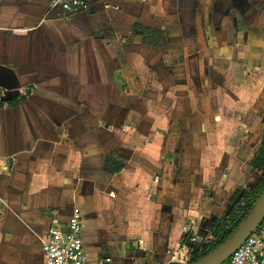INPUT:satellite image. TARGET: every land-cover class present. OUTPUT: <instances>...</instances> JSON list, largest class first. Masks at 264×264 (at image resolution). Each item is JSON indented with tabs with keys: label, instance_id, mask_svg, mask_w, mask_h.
<instances>
[{
	"label": "crops",
	"instance_id": "1",
	"mask_svg": "<svg viewBox=\"0 0 264 264\" xmlns=\"http://www.w3.org/2000/svg\"><path fill=\"white\" fill-rule=\"evenodd\" d=\"M227 1L0 0V66L22 85L0 87V264H45L76 209L93 264L211 240L264 143V13Z\"/></svg>",
	"mask_w": 264,
	"mask_h": 264
},
{
	"label": "built area",
	"instance_id": "2",
	"mask_svg": "<svg viewBox=\"0 0 264 264\" xmlns=\"http://www.w3.org/2000/svg\"><path fill=\"white\" fill-rule=\"evenodd\" d=\"M53 5L60 7L66 16L77 14L87 7L86 0H53ZM82 222L83 216L78 209L74 210L65 226L58 218L51 220L49 236L45 243V264H93L89 260L82 238ZM192 242L199 243L196 237L192 238ZM174 256L176 257L175 254ZM95 264H112V259ZM227 264H264V221L259 230L238 248Z\"/></svg>",
	"mask_w": 264,
	"mask_h": 264
},
{
	"label": "trees",
	"instance_id": "3",
	"mask_svg": "<svg viewBox=\"0 0 264 264\" xmlns=\"http://www.w3.org/2000/svg\"><path fill=\"white\" fill-rule=\"evenodd\" d=\"M140 31L146 38V44L161 45V41L154 43L150 38L154 35L160 39L161 33L155 34L150 29L145 28L140 29ZM253 168L260 173L258 182L252 189L238 191L231 199L232 211L223 218L213 220L211 240L204 243L200 249H190L182 245L178 254L180 263L171 264H200L224 252L229 247L264 196V143L259 155L253 161ZM121 169L120 167L117 171Z\"/></svg>",
	"mask_w": 264,
	"mask_h": 264
},
{
	"label": "water",
	"instance_id": "4",
	"mask_svg": "<svg viewBox=\"0 0 264 264\" xmlns=\"http://www.w3.org/2000/svg\"><path fill=\"white\" fill-rule=\"evenodd\" d=\"M0 87L9 90H20L22 85L14 70L0 66ZM264 221V196L243 224L239 235L230 243L229 247L215 257L203 261L200 264H226L248 238L259 230Z\"/></svg>",
	"mask_w": 264,
	"mask_h": 264
},
{
	"label": "rangeland",
	"instance_id": "5",
	"mask_svg": "<svg viewBox=\"0 0 264 264\" xmlns=\"http://www.w3.org/2000/svg\"><path fill=\"white\" fill-rule=\"evenodd\" d=\"M207 1L208 0H205V3H204L205 5L207 4ZM217 1H220V0H217ZM222 2L226 3L228 1L227 0L223 1L222 0ZM246 2H247V5L251 6L252 9L250 11L251 12L253 11L252 13H264V0L260 4H256V5L252 4V2L250 0H246ZM240 5H243V4L241 3ZM234 7L235 8H232L230 10V13L233 14V16L236 17V18L239 15H242V17H239V18H241V24H240V26H241V28H244V26L247 25L249 22L248 21L246 22V21L243 20L244 13L242 14V11L247 10V8H249V7H247L246 9H243L244 8V6H243L242 7V11L240 10V8L237 7V5H235ZM223 13L226 14V12H223ZM262 121H264V111L262 112Z\"/></svg>",
	"mask_w": 264,
	"mask_h": 264
},
{
	"label": "flooded vegetation",
	"instance_id": "6",
	"mask_svg": "<svg viewBox=\"0 0 264 264\" xmlns=\"http://www.w3.org/2000/svg\"><path fill=\"white\" fill-rule=\"evenodd\" d=\"M233 2H236V3H240L242 0H231Z\"/></svg>",
	"mask_w": 264,
	"mask_h": 264
}]
</instances>
